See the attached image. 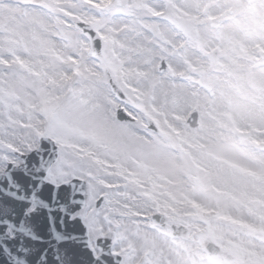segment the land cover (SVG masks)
<instances>
[{"label":"snow or ice","instance_id":"1","mask_svg":"<svg viewBox=\"0 0 264 264\" xmlns=\"http://www.w3.org/2000/svg\"><path fill=\"white\" fill-rule=\"evenodd\" d=\"M0 264H264V0H0Z\"/></svg>","mask_w":264,"mask_h":264},{"label":"water","instance_id":"2","mask_svg":"<svg viewBox=\"0 0 264 264\" xmlns=\"http://www.w3.org/2000/svg\"><path fill=\"white\" fill-rule=\"evenodd\" d=\"M51 226H54V227H59V225H56V224H53V225H51ZM44 227H45V228L49 227V223H48V221H47V218H46V217H45V221H44Z\"/></svg>","mask_w":264,"mask_h":264}]
</instances>
